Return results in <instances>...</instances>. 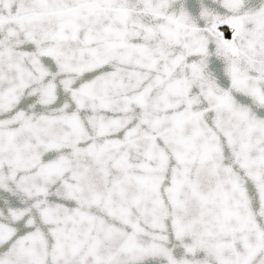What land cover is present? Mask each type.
I'll return each instance as SVG.
<instances>
[{
    "label": "snow or ice",
    "instance_id": "6c2138e0",
    "mask_svg": "<svg viewBox=\"0 0 264 264\" xmlns=\"http://www.w3.org/2000/svg\"><path fill=\"white\" fill-rule=\"evenodd\" d=\"M0 264H264V0H0Z\"/></svg>",
    "mask_w": 264,
    "mask_h": 264
}]
</instances>
